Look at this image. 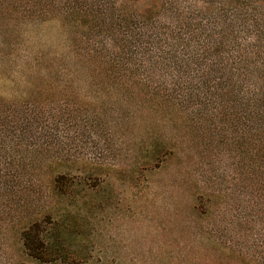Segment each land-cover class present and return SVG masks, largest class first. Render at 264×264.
I'll return each instance as SVG.
<instances>
[{
    "label": "trees",
    "instance_id": "16d2710c",
    "mask_svg": "<svg viewBox=\"0 0 264 264\" xmlns=\"http://www.w3.org/2000/svg\"><path fill=\"white\" fill-rule=\"evenodd\" d=\"M50 24L63 34L56 45L44 39ZM0 61L13 65L10 83L21 87L0 93V222L38 194L42 165L68 156L83 127L100 123L82 119L80 103L115 93L176 113L200 140L239 157L228 186L212 176L213 190L190 206L199 216L218 213L220 223L186 228L200 237L151 264H264V0H0ZM147 149L141 175L174 153L163 137ZM53 173L59 196L86 185ZM58 224L26 218L20 254L30 264H89ZM0 264L26 263L0 256Z\"/></svg>",
    "mask_w": 264,
    "mask_h": 264
},
{
    "label": "rangeland",
    "instance_id": "374dc122",
    "mask_svg": "<svg viewBox=\"0 0 264 264\" xmlns=\"http://www.w3.org/2000/svg\"><path fill=\"white\" fill-rule=\"evenodd\" d=\"M43 31L44 39L52 44L63 39L58 24ZM16 76L13 65L0 61L2 95L21 89L10 83ZM135 104V100L105 92L80 103L85 107L81 118L100 123L83 127L68 156L42 165L35 180L38 194L14 213L13 220L0 222V245L7 244L0 256L30 264L18 245V227L28 217L56 220L63 240L89 264H151L175 257L181 254L182 243L200 237L186 228L220 223L218 213L199 216L190 206L196 194L213 190L215 175L223 176L218 181L226 188L232 172L239 173V157L233 158L229 147L200 140L176 113ZM158 137L170 140L174 153L158 168L141 175L147 145ZM54 171H68L76 182L85 180L86 185L59 196L50 184ZM212 201L217 205L218 198Z\"/></svg>",
    "mask_w": 264,
    "mask_h": 264
}]
</instances>
